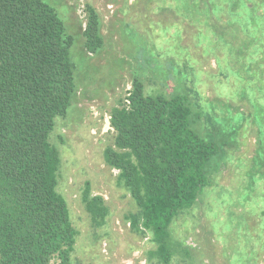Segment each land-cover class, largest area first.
Wrapping results in <instances>:
<instances>
[{
    "label": "trees",
    "instance_id": "obj_1",
    "mask_svg": "<svg viewBox=\"0 0 264 264\" xmlns=\"http://www.w3.org/2000/svg\"><path fill=\"white\" fill-rule=\"evenodd\" d=\"M144 1L163 3L162 13L186 19L199 36L202 24L211 26L202 42L206 38L218 50L229 46L231 73L247 76L245 88L261 94L262 101L252 102L248 113L233 114L231 106L218 103L195 112L187 95H146L135 78L126 98L111 111L114 145L104 152L105 163L119 171V181L139 208L127 219L132 229L151 235L156 244L152 255L161 263L181 256L185 264H193L195 247L175 248L170 228L201 202L231 150L253 131L256 147L246 164L251 168L245 174L242 206L255 222L251 229L245 217L238 222L241 215L230 203L226 210L233 222L229 218L225 230L239 224L244 235L230 264H258L264 254V0ZM222 7L230 19L218 20ZM85 12L84 48L95 54L104 46L100 15L89 4ZM225 22L235 28L234 38L218 29ZM174 29L181 34L178 26ZM73 44L63 19L44 0H0V264H74L79 232L58 191L62 160L51 141L57 120L67 117L78 91ZM200 121L211 135H201ZM83 203L101 225L108 209L102 196L92 195L90 182Z\"/></svg>",
    "mask_w": 264,
    "mask_h": 264
},
{
    "label": "rangeland",
    "instance_id": "obj_2",
    "mask_svg": "<svg viewBox=\"0 0 264 264\" xmlns=\"http://www.w3.org/2000/svg\"><path fill=\"white\" fill-rule=\"evenodd\" d=\"M44 1L56 9L67 32L74 37L71 59L78 91L76 97L73 96L67 117L57 120L51 137L62 160L58 191L67 200L72 222L79 232L73 263L163 264L152 255L156 244L151 241V235L132 229L127 217L138 213L139 208L119 181V171L105 163L104 152L114 145V131L110 126L112 109L126 98L135 78L142 81L146 95H187L195 112L203 111L202 106L218 103L231 106L233 114L239 110L248 113L252 102L262 101L261 94L245 88L247 76L231 73L233 57L229 46L221 51L213 48L206 38L202 42L211 26L202 24L205 25L204 34L199 36L198 29L186 19L169 12L162 13L160 9L166 6L163 3L144 0ZM87 4L99 13L104 38L103 48L95 54L84 48ZM230 17L229 10L222 7L218 20L225 21ZM173 25L181 29L180 35ZM219 26L227 37L234 38L235 28L230 23ZM218 34L220 36V32ZM178 40L180 45L175 43ZM244 93L246 96L242 98ZM200 123L197 128L204 133L201 135H211ZM255 147V132L249 131L239 147L231 150L233 153L229 156L232 159L214 176V185L204 190L201 202L174 220L170 228L174 246L177 249L195 247L190 249L195 256L193 264H200L201 260L207 264H230L234 251L243 247V242H239L240 236H244L238 231L241 229L239 224L228 232L225 230L230 218L226 209L231 203L232 211L241 215L237 221L245 217L252 228L254 215L246 213V208L244 210L242 193L248 181L245 174L251 168L246 164L250 165ZM221 150L224 152L223 147ZM86 182H90L93 196H102L105 200L108 213L101 225L94 222L83 203ZM185 262L179 256L171 264ZM257 263L264 264V254Z\"/></svg>",
    "mask_w": 264,
    "mask_h": 264
}]
</instances>
